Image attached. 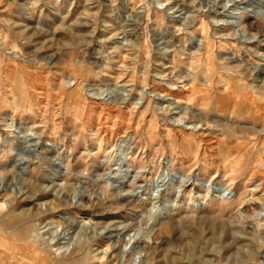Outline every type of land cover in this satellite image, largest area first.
Segmentation results:
<instances>
[{"label":"rangeland","instance_id":"1","mask_svg":"<svg viewBox=\"0 0 264 264\" xmlns=\"http://www.w3.org/2000/svg\"><path fill=\"white\" fill-rule=\"evenodd\" d=\"M234 48L264 62V0H0V264H132L121 242L85 229L68 257L48 253L35 233L49 222L77 231L64 218L139 231L142 264H264V74ZM106 88L127 101L114 107ZM170 172L191 181L172 189ZM210 181L227 202L204 190ZM149 197L179 202L153 232L138 218ZM194 197L212 201L189 208Z\"/></svg>","mask_w":264,"mask_h":264},{"label":"bare ground","instance_id":"2","mask_svg":"<svg viewBox=\"0 0 264 264\" xmlns=\"http://www.w3.org/2000/svg\"><path fill=\"white\" fill-rule=\"evenodd\" d=\"M122 7H123V11H124L123 13L128 14L129 18H131V17L132 18L133 17L134 18L135 17H140V15H141L140 11H134L133 12V11L129 10L127 8V4L125 2H123V1H122ZM235 10L232 9L231 11L234 12ZM165 12L171 13L172 16L176 13L172 6L166 7L165 8ZM233 12L232 13L228 12L227 14L231 15L234 18V17H236V15L234 14L235 12L234 13ZM180 21L183 24V25L181 24L180 26H184V25L188 24V21L185 18H182ZM215 25H216V27H221V25H219V22H216ZM228 26L233 28L235 30V32H238L237 28H239V25L237 23H230V24H228ZM240 32H242L245 35V37L244 38L240 37L241 40H239V42L241 44H244V45L250 44L251 43L250 41H247V40L244 41L245 38L248 37L246 35V31L245 30H241ZM158 36H159V40L160 41H163V39L165 38V34L164 33H161ZM161 43H164V42H161ZM188 43L190 45H192L191 48L196 49V48L199 47L198 46L199 44L201 46L202 42H201V40H197V37L192 35V36L188 37ZM208 48H209V44H208ZM234 52H235V54H234L235 56L234 55L233 56L237 57L238 60L240 59L238 61V62H240V64L243 63L244 65H246L249 68L250 74H252V73L255 74V72L257 70H261V72L264 74V62H262L260 65L251 64L249 61H246L243 57H241L240 53L237 51L236 48H234ZM11 56H13L14 58H17L18 54L15 52V50H12ZM232 59H233V57H232ZM255 77H256V79H260L261 82L264 81V77H260V76H256V75H255ZM189 91H190V89H189ZM99 96H104V98H107L108 96H111V97L114 96V100H112L110 102V103H114V107H118V106H120V104H123L124 101H127V97H125L116 88H112V89L106 88V89L101 91V95H99ZM111 97H109L107 100L104 99V98L100 99V100H102L103 102H108V100H110ZM155 97H157L156 100H159L160 98H163L164 96L155 95ZM180 112H184V114L187 115V113H186L187 109L186 108L185 109H181ZM229 114L239 116V115H237L235 113L234 110H232ZM194 117L196 119H203V117H200V116H195L194 115ZM206 117H207V115H206ZM240 117H242V116H240ZM246 117H248V116H246ZM250 117H251V114H250ZM214 120H215V123H217L218 118H215ZM261 120H263V119H261ZM263 124H264V122H263ZM251 127L253 129L254 125L251 126ZM183 128L187 129L186 126H184ZM255 132H258L260 134H264V127H262L259 130L257 129ZM229 137L230 136H226V138H229ZM20 141H22V139H20ZM25 142H26V140H25ZM109 148L112 149L113 146L110 145ZM260 161L261 160H258V164L255 166V171H257V169L260 167V165H261ZM180 163L183 165L185 162L181 159ZM213 174H214V178L215 179H219L220 178V173L219 172L213 171ZM253 175L254 174H251L250 179L253 178ZM56 176H58V178H60V179H63V172H61L58 169L56 171ZM167 177L168 178H172L174 181L171 183L169 181V179L160 178V179H158L155 182V184H164V183H169L170 182L171 188H172V186H175V187H179V188L183 189V188H186L188 186V184L190 183V181H191V177L184 176V175H181V174H178V173H175V172H170V175L167 174ZM224 179H226V178H224ZM252 186H254V188L252 190H250V199H249L250 201L253 200V198L255 197V194L257 193V189L262 188L263 185L261 183H259L256 186L254 184ZM204 190L208 194L210 193L212 196H214L215 199L219 203L227 202V198L225 197L226 189L224 187H222L221 185L212 184L211 181H210L208 183V185L206 186V188H204ZM175 197H177V196H175ZM74 198H76L75 195H74L73 199ZM156 199H157L156 197H149L148 200L146 201L147 204H148V210L146 212H142V214L140 216H138V218H143V217L147 218V223H150V232L154 231V228L156 227V224H157L156 222L163 223V221L168 218L167 216L170 214V212L174 211L177 208L178 204H179V202H177L175 199L174 200L162 201L161 203L157 204L156 203L157 201L154 202ZM206 200H205V202L203 201L204 203L202 204V203H200V201L197 198L194 197V198H191L189 200L187 206L189 208H193V209H198L201 206V204H202V206L203 205L204 206H206V205L208 206L210 204V202L212 201V199L208 198V200L207 201ZM249 200L246 201V203H248ZM243 203H245V201H242V204ZM254 217L259 222L264 220V207H261L255 213ZM64 219H66L68 222H72L73 224H75L76 228H77V231H75L71 235H69V234L60 235L62 233V231H63L62 225L54 224L52 222H49L47 225L43 226L42 228H40V230H37V232L35 233V237L37 238V240L42 242L43 247L48 250V253L53 254L55 257H61V258L68 257L71 254V252H73V250L77 246V243L79 241V237H78L79 236V230L85 229V233L89 234L92 239L104 238L108 242H111V243H114V244L117 243V242H121L122 244L119 247H116L114 245L116 247V251H117V253H118V255H119L120 259H121V262L127 256L132 255V259H131V263L132 264L136 263V262H137V264H142L141 263L142 250H141V247H139L141 234L139 233V231H135L133 233H130V231L128 230V225L127 224L117 225L115 227L114 231H110V232L107 233V231L109 230L108 228H104V229H99L98 230V229L94 228L93 226H91L89 223H86V222H74L73 220H71L69 218H64ZM240 220L242 221V224H243L244 223L243 222L244 218L240 217ZM148 240H151V239L148 238ZM133 256H135L134 259H133Z\"/></svg>","mask_w":264,"mask_h":264}]
</instances>
